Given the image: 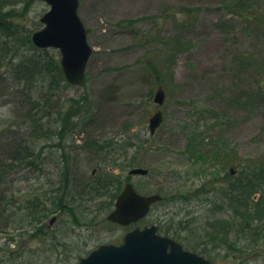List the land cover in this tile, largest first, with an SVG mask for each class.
<instances>
[{
    "label": "rangeland",
    "instance_id": "rangeland-1",
    "mask_svg": "<svg viewBox=\"0 0 264 264\" xmlns=\"http://www.w3.org/2000/svg\"><path fill=\"white\" fill-rule=\"evenodd\" d=\"M80 1L94 51L86 83L62 84L54 96L59 111L45 126L57 129L53 134L42 129V101L29 112V101L19 108L11 93L16 64L60 56L27 41L50 6L3 0L1 16L19 27L21 47L0 69V158L22 139L36 155L27 160L33 165L19 167L6 158L12 178L0 189V264H76L101 243H121L136 224L107 219L117 188L115 181L91 187L101 171L124 179L123 187L131 181L143 193L163 195L139 225L157 224L161 234L215 264H264V220L244 226L227 199L229 180L247 165H264V8L233 12L221 0ZM159 86L162 105L155 102ZM87 108L101 122L84 131L78 123ZM158 109L164 120L152 134ZM28 112L37 127L23 124ZM89 133L105 137L96 142L100 149L74 151L71 145H86ZM116 135L132 136L135 144L111 140ZM131 157L150 174L130 175Z\"/></svg>",
    "mask_w": 264,
    "mask_h": 264
},
{
    "label": "water",
    "instance_id": "water-1",
    "mask_svg": "<svg viewBox=\"0 0 264 264\" xmlns=\"http://www.w3.org/2000/svg\"><path fill=\"white\" fill-rule=\"evenodd\" d=\"M50 4L42 17L44 26L36 30L32 39L38 47H54L61 54V67L69 83L83 85L93 47L88 41L87 29L79 14L80 0H45ZM165 91L159 87L155 102L162 105ZM164 119L158 110L150 119V131L155 133ZM149 169L136 167L130 174L145 175ZM162 195L141 194L128 182L118 195L114 210L108 215L110 221L129 225L145 218L154 203ZM77 264H214L184 246L175 239L158 233L156 224L136 227L125 234L120 245L102 244L82 257Z\"/></svg>",
    "mask_w": 264,
    "mask_h": 264
},
{
    "label": "trees",
    "instance_id": "trees-1",
    "mask_svg": "<svg viewBox=\"0 0 264 264\" xmlns=\"http://www.w3.org/2000/svg\"><path fill=\"white\" fill-rule=\"evenodd\" d=\"M3 0H0V10L2 9ZM221 4L231 10L233 12L249 10L252 8L254 11H260V9L264 8L263 1H251V0H221ZM254 11H251L254 12ZM4 11L2 12V16L0 13V69L3 65H5V58L10 53H15L21 47L19 43L18 32L19 27H16L14 22L5 19ZM6 15V14H5ZM31 47H35L32 40L27 38ZM42 53L47 51L48 49H39ZM7 52H3V51ZM12 54V56H13ZM18 54V53H17ZM38 55V54H37ZM13 65V58L10 57L9 66ZM3 68V67H2ZM17 71V77L14 82H17L18 87H15L11 93H16V96L19 99L18 107L24 109L28 104L26 101H29V109L28 111L31 112L34 109H39V100L42 101V106L40 109L42 110V118L40 120L41 126H43V131L51 130L53 134H56L57 129H49L45 128L46 124L49 122L50 119L54 116V111H59L58 103L54 100V96L58 95V90L63 84V87H71L72 85L68 83L66 80L63 70L60 65V59L58 57L51 56L50 54H40L37 57L32 58L31 60L21 61L20 63L16 64L15 67ZM5 72H0V80L2 81V75ZM4 81V80H3ZM42 87V90L39 87ZM10 88V86H8ZM6 93H10L9 91ZM58 93V94H57ZM6 96V94H3ZM26 113L24 115L25 120L23 124H29L33 122V124L37 127L38 122L36 117H32L29 121L31 115L30 113ZM95 112V113H94ZM60 115V113H58ZM56 115L55 123L60 119V116ZM85 116V117H84ZM82 117V122L78 123L82 130H84L88 125L93 126L97 123L101 122V117L90 108L86 109L85 115ZM59 128V126H58ZM84 131H87L85 129ZM89 131V130H88ZM125 137V136H124ZM118 138L117 135L112 138L111 140H128V145H133L131 141L134 137H127V138ZM54 136L51 138L53 139ZM103 136H96L93 133H89L86 140L88 143L86 144L87 150L94 151L96 149H100L101 146L96 145L97 141H100ZM136 140V139H135ZM36 155L34 151H31L27 143L23 142V139L17 141L15 145L12 146V154L9 157L0 158V189L2 190L3 181L6 178V174L10 173L7 169V165L9 164L7 159L11 160L14 164L13 167H19L21 165H33L32 161H26L25 158L33 157ZM7 158V159H6ZM129 166L130 168L139 167L141 166L138 158L131 157ZM101 171L100 175L97 176L95 179V183L91 185L93 188L94 185L98 187L104 186L108 188L111 185L112 181H115L117 191L113 196H116L120 193L123 188L124 179L117 180L116 176L114 177L110 171H106L103 173ZM245 174L242 176L235 177L229 180V187L231 193L228 194L227 199L232 206H236V215L237 217H241L242 224L244 226H249L253 224V222H261L264 220V165H247L246 169L244 170ZM138 191L142 192L139 188ZM225 199V200H227ZM241 208V210L238 209ZM242 215V216H241ZM227 236V232H224ZM226 239V238H225Z\"/></svg>",
    "mask_w": 264,
    "mask_h": 264
},
{
    "label": "flooded vegetation",
    "instance_id": "flooded-vegetation-1",
    "mask_svg": "<svg viewBox=\"0 0 264 264\" xmlns=\"http://www.w3.org/2000/svg\"><path fill=\"white\" fill-rule=\"evenodd\" d=\"M83 144H84V142H82ZM71 147H73V150H74V148H75V150L74 151H76L77 153H86V154H89L88 153V151L89 150H87V146L86 145H71ZM26 159V158H25ZM96 169H94V172H93V174H95L96 173ZM12 176V173L10 172V173H8V174H6V178L4 179V184H5V187L6 186H8V185H10V183H11V177ZM4 191H5V189H4ZM57 187L55 188V192H53V193H57ZM56 198V196L55 195H53L52 194V204L54 205V199ZM39 200V199H38ZM38 200H36V203L34 204L35 205V207H38V204H37V201ZM16 202V201H15ZM38 203H40V200L38 201ZM33 205V206H34ZM20 207L19 208H21L22 206H24V205H19ZM54 207V206H53ZM113 207H114V204H113ZM24 208V207H23ZM57 210V207L54 209V211H56ZM56 219H57V216L56 215H54L53 216V218L51 219V224H53L55 221H56ZM113 243V242H112ZM115 243V242H114ZM115 244H119V243H115ZM82 256H79V259L81 258Z\"/></svg>",
    "mask_w": 264,
    "mask_h": 264
}]
</instances>
